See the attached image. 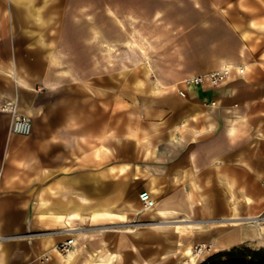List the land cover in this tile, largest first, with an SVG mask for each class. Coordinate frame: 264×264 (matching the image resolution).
Listing matches in <instances>:
<instances>
[{
  "label": "crops",
  "instance_id": "obj_1",
  "mask_svg": "<svg viewBox=\"0 0 264 264\" xmlns=\"http://www.w3.org/2000/svg\"><path fill=\"white\" fill-rule=\"evenodd\" d=\"M237 4L219 7L216 15L200 18L165 42L163 66L156 75L177 86V103L165 120L169 138L190 145L177 161L165 156L167 188L158 207L168 212L169 229L195 225V234L149 229L131 234L87 226L105 221L101 218L76 220L80 231L74 235L64 221L71 213L114 210L124 202L123 172L118 170L122 154L118 135L109 136L113 121L107 94H100L93 107L89 73L83 94L75 95V74L58 70V56L44 52L53 43L33 33L38 17L43 20L42 7L0 0L1 264H184L189 262L186 250L203 237L206 228L199 224L208 222L204 214L236 223L232 206L238 200L241 215L264 210V48L256 43L259 49L253 50L249 36L243 35L253 19ZM259 6L262 19L264 6ZM227 67L230 75L216 85L208 80L184 83L187 77ZM95 78L106 93L108 73ZM180 89H186L185 97ZM7 101L17 102L20 113L33 120L31 134L12 131L13 113L1 108ZM199 191L210 197L201 200ZM70 236H75L74 249L61 255L56 245ZM215 238L218 249L250 239L264 243V226L223 227Z\"/></svg>",
  "mask_w": 264,
  "mask_h": 264
},
{
  "label": "rangeland",
  "instance_id": "obj_2",
  "mask_svg": "<svg viewBox=\"0 0 264 264\" xmlns=\"http://www.w3.org/2000/svg\"><path fill=\"white\" fill-rule=\"evenodd\" d=\"M13 2L23 7L34 5L43 8V20L41 16L38 17V24L33 25V29L37 30L33 33L42 34L45 40L49 39L53 43L51 47H45L44 52L53 51L58 56V70H67L75 74L72 80L75 81L76 96L83 94V79L89 73L93 77L89 81L93 107L100 94H107L106 107L109 122L113 121L112 128L109 127V136L115 138L118 135V145L122 154V158L118 160L120 164L118 170L123 172L124 187L123 205L113 209L124 213L125 216L112 213L110 208L95 209L100 211L95 216L76 220L87 222L103 218L102 220L105 221L88 223L87 226L113 227L112 229L131 234L148 229L161 233L153 225L169 224L165 221L170 220L153 213L166 193L164 169L169 162H166L165 156L168 154V161L172 156V162H174L179 159L181 152L186 153L190 147L185 141L179 142V138L176 142L170 139V128L167 127L168 123H165L170 109L177 103L174 98L177 89L168 91L167 89L173 86L156 78L163 66L164 44L180 30L189 28L200 18H211L216 15L219 7H233L234 3H238L236 6L240 11L253 19V24L249 26L246 33L253 43V50L259 49L254 45L256 43H260L264 48V18H258L259 14H257L259 3L261 2L264 6V1L32 0L31 5L27 4L28 0H13ZM262 52L261 66L264 68V49ZM148 67L151 70L149 76L145 72ZM123 70L126 73H123ZM101 71L108 73L106 93L101 92L97 86L98 80L95 78ZM71 91L74 93L73 90ZM156 122L158 128L154 127ZM143 128L151 130L145 138L147 147L137 142L138 137L144 136ZM131 130H134L137 136L130 135ZM108 152L111 154L112 148L109 147ZM149 172L155 173L156 181L147 175ZM144 193H148L150 200H155L156 203L154 201L152 206H146L142 197ZM204 193L205 196H202L200 191L197 192L201 200L210 197L208 192ZM254 215L239 214V218L234 219L239 222L230 223L219 219L214 214H204V221L208 222L199 224L200 228L206 229L202 233L203 237L193 247L197 253L195 264H200L219 252L230 250L235 246L243 248L242 251L245 252H247L245 248H264V243L253 239L223 249L217 247L215 237L220 228L255 224L264 226V210L258 212L257 217ZM130 227L135 228L136 231L126 230ZM194 228H196L195 225L184 227L178 225L168 230L190 235L195 234ZM238 261L244 264L250 262L251 258L241 256ZM226 262H229V257L220 255L214 258L212 264Z\"/></svg>",
  "mask_w": 264,
  "mask_h": 264
},
{
  "label": "built area",
  "instance_id": "obj_3",
  "mask_svg": "<svg viewBox=\"0 0 264 264\" xmlns=\"http://www.w3.org/2000/svg\"><path fill=\"white\" fill-rule=\"evenodd\" d=\"M230 73H231V69L223 68L221 70L210 72L207 74H199V75L187 77L184 80V83L187 86H190L193 84H197V85L202 84L208 80L212 84L216 85L225 78H227L230 75ZM179 93L184 97L187 95L186 89H180ZM1 108L2 110L13 113V121H12L13 132L23 135H29L33 132L34 129L33 120L30 117L20 113L17 102L7 101L1 106ZM142 197L144 198L146 206H152L148 193H144ZM75 244H76L75 237L70 236L59 242L56 245V249L61 255H67L74 249ZM45 259H50V257L47 256Z\"/></svg>",
  "mask_w": 264,
  "mask_h": 264
},
{
  "label": "bare ground",
  "instance_id": "obj_4",
  "mask_svg": "<svg viewBox=\"0 0 264 264\" xmlns=\"http://www.w3.org/2000/svg\"><path fill=\"white\" fill-rule=\"evenodd\" d=\"M28 2H32V0H28ZM243 35L247 38V34H246V32H243ZM245 38V39H246ZM262 55V54H261ZM151 61V60H150ZM144 64V63H143ZM254 66V64H248L247 65V68H248V70H251L252 69V67ZM227 68H229L230 69V67H227ZM129 71V70H128ZM144 71V70H143ZM123 73H126L125 72V70H123L122 71ZM145 72H146V74L149 76L150 74H151V70H150V68L148 67V69H146L145 70ZM134 77V76H133ZM145 80H146V78H145ZM135 82V81H134ZM140 82L142 83V81L140 80ZM137 83H135V85H136ZM145 84V83H144ZM148 85V84H147ZM140 87V86H139ZM177 88V86L174 84V86L171 88V89H167L168 91H171V90H175ZM143 89V88H142ZM144 89H146V88H144ZM148 90H151V89H148ZM154 90H156L157 91V89L156 88H154ZM142 91V90H141ZM187 98V97H186ZM149 100V99H148ZM185 100V99H184ZM18 101H19V99H18ZM195 104V103H194ZM199 105H200V103H199ZM29 108V107H28ZM31 108V107H30ZM194 108H196V107H194ZM193 108V109H194ZM204 109V108H203ZM32 110H33V108H32ZM187 110V109H186ZM190 110V109H189ZM199 110H200V108H199ZM35 111V110H34ZM40 111V110H39ZM196 111V110H195ZM187 112V111H186ZM191 112V111H190ZM36 113V112H35ZM40 113V112H39ZM187 115V114H186ZM181 116V115H180ZM183 117V116H182ZM196 117L198 118L199 117V113H196ZM173 118V117H172ZM180 118V117H179ZM185 118V117H184ZM171 119V118H170ZM172 120V119H171ZM184 120V119H183ZM201 120V119H200ZM199 120V121H200ZM165 124V123H164ZM160 125V124H159ZM154 127L155 128H158V123L156 122V123H154ZM169 127V126H168ZM107 130V129H106ZM143 130H144V136L143 137H138V139H137V142H138V144H141L142 143V146L143 147H147V141H146V137H147V135L151 132V130L150 129H148V128H143ZM129 134L130 135H135V136H137V134H136V132L134 131V130H131L130 132H129ZM152 151V150H151ZM151 153V152H150ZM149 177H151V178H153L155 181H156V177H155V173L154 172H149L148 174H147ZM199 178V177H198ZM160 181V180H159ZM158 182V181H157ZM157 185V184H156ZM243 190V189H242ZM221 192V191H220ZM258 196V195H257ZM233 197L236 199V198H238L237 197V195L234 193L233 194ZM248 198L249 199H254L249 193H248ZM260 200L261 201H264V195L262 194V196H261V198H260ZM154 201L155 200H152L151 201V203L153 204L154 203ZM238 202V203H237ZM236 202V204H234L232 207H233V209H234V213H235V216H234V218H239V212H240V208H239V200ZM155 203H156V201H155ZM77 206V205H76ZM65 207V206H64ZM193 206L191 205V208H192ZM75 208H77V207H75ZM81 209V208H80ZM193 209V208H192ZM155 211H154V215H163V216H165V215H167L168 214V212L167 211H165V210H163V209H161L160 207H155V209H154ZM62 212V211H61ZM98 212H100L99 210L97 211V210H95V209H93L90 213H88V214H83V213H81L79 210H76L74 213H71V215L70 216H67V217H65L66 218V220H64L66 223H68V224H70L72 227H70L71 229H70V232H72V234H74V235H76V233L77 232H79L80 231V229H78V228H80V227H78V226H75L72 222L74 221V220H76L77 218H80V219H88V218H91V217H93V216H95V214H97ZM108 212H110V211H108ZM112 213L114 212L115 214H120V215H122V216H125V214L124 213H121V212H117V211H111ZM194 213V212H193ZM241 213V212H240ZM73 214V215H72ZM257 216H259V215H254V217H257ZM236 222H239V220H235ZM169 224H165V223H160V224H155V225H153V227L154 228H156V230L158 229L159 231H166V230H168L169 229ZM180 227V226H179ZM183 229V228H182ZM181 229V230H182ZM126 230H128V231H136V229L135 228H127ZM192 230V229H191ZM69 231V230H68ZM68 234V233H67ZM214 234V233H213ZM62 235V234H61ZM64 235V234H63ZM191 236V235H190ZM51 237V236H50ZM231 241H232V238L231 237H229L226 241H225V243L226 244H229V243H231ZM254 242V241H253ZM56 244V243H55ZM242 244V243H241ZM4 246V245H3ZM50 246V245H49ZM47 247V246H46ZM45 247V248H46ZM1 248V247H0ZM218 248H220V247H218ZM234 248V247H233ZM55 249V248H54ZM3 250V249H2ZM51 251V250H50ZM1 252V251H0ZM53 252V251H52ZM185 252V251H184ZM54 254H56V253H54ZM186 254L189 256V262L188 263H184V264H195L196 263V261H197V253L195 252V250L190 246L187 250H186ZM59 258H60V256H59ZM206 260V259H205ZM2 263V262H1ZM0 263V264H1Z\"/></svg>",
  "mask_w": 264,
  "mask_h": 264
},
{
  "label": "trees",
  "instance_id": "obj_5",
  "mask_svg": "<svg viewBox=\"0 0 264 264\" xmlns=\"http://www.w3.org/2000/svg\"><path fill=\"white\" fill-rule=\"evenodd\" d=\"M243 248L239 246H235L234 248L227 250V251H221L217 255L212 256L211 258L207 259L206 261L200 263V264H212V261L214 258L220 255H227L229 257V262H226L224 264H241V262L238 261L239 257H245L249 256L251 258L250 262H245L244 264H264V248L260 249H252V248H245V251H242Z\"/></svg>",
  "mask_w": 264,
  "mask_h": 264
}]
</instances>
